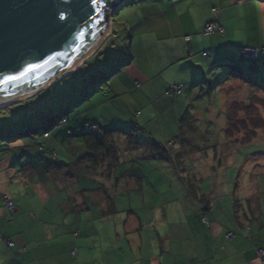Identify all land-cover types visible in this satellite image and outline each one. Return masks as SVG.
Wrapping results in <instances>:
<instances>
[{
  "label": "crops",
  "instance_id": "1",
  "mask_svg": "<svg viewBox=\"0 0 264 264\" xmlns=\"http://www.w3.org/2000/svg\"><path fill=\"white\" fill-rule=\"evenodd\" d=\"M131 3L124 0L122 7ZM135 3L141 10L149 6L159 12V8L166 7L165 15L156 21L160 29L155 25L143 31L140 37L144 42L136 47L142 52L152 45L163 47L166 54L157 63L149 64L142 57V64L134 65V55L126 53L120 60V69L115 60L105 67L103 59L116 44L109 42L113 34L111 22L102 43L71 75L78 84H89V90L90 85L99 82V89L93 95L89 92V111L104 104L109 111L115 110L116 120H107L102 108L99 115L89 113V125L94 129L85 131L103 133L115 129L113 136L118 146L126 143L123 138L130 140L128 128L140 126L148 132V123L157 119L161 138L152 133L148 144L155 140L167 148L165 143H169L174 153L182 149L190 131L180 125L187 102L181 97L183 91L174 94L169 92L170 87L194 81V85L203 82L212 87L206 68L211 72L224 66L234 75L246 74L239 60L250 61L251 69L259 64L264 67V57L249 60L241 54L243 47L264 45V0ZM144 16L149 18V25L155 23L152 15ZM212 22L220 24L223 31L204 33V26ZM129 48L133 51V40ZM111 65L113 73L106 77ZM197 71H203L200 78ZM244 82L229 74L222 84L242 83V88L248 89ZM77 132L69 129L66 133L73 147L71 137ZM134 133L138 138L143 132ZM5 135L0 137V264H264V254L258 253L264 250V198L258 197L260 187L264 188V172L262 185L251 176L253 179L245 184L248 189L237 193L239 185L231 191L226 180L222 182L216 176L214 180L210 175L189 176L186 168L184 177L191 178L197 188L195 194L187 189L172 161L157 158L166 161L174 176L178 174V191L165 196L159 204H147L142 178L126 173L107 177L99 169L91 170L85 159L87 149L77 156L75 147L60 141L52 131L19 137ZM79 181L85 183L84 187L79 186ZM211 181L215 183L204 185L203 190V183ZM4 197L13 203V213ZM127 197H135L141 204L129 202V206L118 209L117 202ZM203 216L208 222L202 220ZM229 231L234 233L230 239L226 237Z\"/></svg>",
  "mask_w": 264,
  "mask_h": 264
},
{
  "label": "rangeland",
  "instance_id": "2",
  "mask_svg": "<svg viewBox=\"0 0 264 264\" xmlns=\"http://www.w3.org/2000/svg\"><path fill=\"white\" fill-rule=\"evenodd\" d=\"M128 1L129 3L132 2L130 4L131 6L129 4L124 5L119 11H117V13L114 12L111 16V22L113 24V34L109 42H114L116 44L112 48V50L108 52L107 59H103V61H105V67L106 65L110 66V60H115L117 64V70L120 69V60L123 56H125L126 53L130 54V56L134 55V65H141L142 57L146 61H149V64L153 62L157 63L166 54V50L163 47H154L152 45L148 48H145L144 52L139 50L137 51L136 48L137 45L144 42L143 38L140 37L142 32L150 28L153 29L155 27L156 21H160V18L165 15L164 11H166V7H164V9L159 8V12L156 7L150 8L149 6L146 9L141 10L137 7V3H135L138 0ZM144 15H152V19H156L155 23L149 25V18H145ZM156 28L160 29V27H158L157 25ZM132 40L134 48L133 51L130 50V48L128 49L129 43ZM126 42L128 46L125 45ZM140 57L141 59H139ZM239 62L240 63L238 64L241 65L243 69H245V72L247 74L245 75V77L247 79L250 78L258 80L257 83L261 86L262 89L254 87L253 91H250V87L248 86V89L244 87L242 88V83L239 85L222 84L224 83L225 78L229 77V69L224 66L217 67L216 70L211 72L207 68L205 69L206 75L208 77L207 79H209V82L212 83V87L207 85L204 86L203 82L194 85V82H196L194 81L193 83L183 85L181 88V91H183L181 97L185 100V102L187 101L186 107L182 110L181 115L183 114L185 109H188L190 114V118L188 120L196 127L193 132L186 134L185 138H187V141L182 142L181 144V148L183 149V158L186 162V174L196 177L210 175L214 176V180L215 176L219 177L221 178L222 182L226 180L227 184L230 186L231 191L236 185H239L240 187L239 189H237V193H241V190L243 192L248 189L245 188V184L248 179H253L251 178V176H255L258 183L262 185L263 182L261 180V176L264 172V127L254 129V131L249 128L251 131L255 132V134L254 136H252L250 141L243 144L238 143L242 138V134L244 132L243 130L235 132L233 137H230L229 139L225 136L226 106L227 101L232 98V96L238 98V100H243L246 103L250 101V98L246 97V93L248 92H252V95L254 96L260 97L262 99L264 98L263 64L258 63L260 65L258 68L251 69L250 65L252 63L250 61L239 60ZM113 66L114 65H111V72L109 71L108 73H106V77L112 75L114 70ZM77 69L78 68L64 74L63 77H61L60 79H56V81H53L52 83L50 82L51 84L49 83L50 85H48L47 87H50L52 84L60 81L67 75L72 74ZM103 70L105 72L106 68H103ZM191 71L195 72L192 69ZM197 75L200 78L203 75V71H197ZM201 80L203 79H199V81ZM80 84L86 85V87H84V91L81 92L82 94L78 95L74 99H71L67 104H65L61 111L56 114L55 119H59L57 125L49 130L54 132V136H59L60 141L65 140L71 147L73 146L69 144L70 141L66 137V133L69 129L77 130L78 134L74 137H71V139L75 143V149H73V152L77 154V156L84 154L87 149L84 140L79 134L80 131H85V129L92 130L86 125H89V113L91 115H99L102 108H105L103 104L102 106L100 105L98 109L91 108L92 110L90 109L89 111V92L91 95H93L94 92L100 87L99 82H96V85H90V90L89 84H87L86 82ZM227 91L229 92L230 97L227 94ZM30 98L31 97H27L22 101L9 103L5 106L10 107ZM81 98H84V101L81 102ZM263 105L264 104H262L261 106H257L254 109L251 108V110L253 109V113H257V116L253 115L252 119L254 118L255 123L261 126L264 125ZM106 108L104 111L105 115L103 114V116H106L107 120L110 121L116 120V118L114 117L115 110L113 109L114 111L112 112L108 110L109 108ZM30 113L31 111L21 110L19 113L16 112L15 114L5 115L1 114L0 112V126L2 124L4 125L6 123L5 121H8L7 126H10L14 129H16L18 125H25V127H27L28 124H26L25 122H28V120H31L32 125H37L40 119L36 117V119L34 120L31 117H27L26 115ZM239 115L244 116L247 115V113L245 114L243 112H239ZM15 117H17L18 119ZM100 119L102 118L100 117ZM1 120L3 121L1 122ZM21 120H23L24 122H21ZM45 121H48V119H46ZM51 124V120L48 121L47 124H44V120H42V122L39 123L38 127L40 130H42L43 128L47 129L51 127ZM139 127L137 129L133 126L127 129L129 134L132 135L135 134L134 131L143 132L139 133L136 142L127 143L128 141L123 138L122 141L126 143L124 145H116L117 161L115 166L111 169V175H114L116 177L126 173L134 178H142L144 189L147 192V204L148 201L153 202V204H159L166 198L165 196L176 194V192L178 191V174H176V176H174L175 174H172L173 172L172 170H170L165 160H159L154 157L151 158L150 155H152V152H150V154L148 153V150L152 147L150 144H148V142L152 138L151 134L153 133V136L161 138V134H158V130L161 129L160 125L158 124V120L155 119L154 121H150L148 123V132L142 130L141 127L139 129ZM12 132L10 134H15ZM2 136L4 135H1L0 132V137ZM120 140L121 139H119V141ZM165 145H167V148L171 151L173 150L172 148H174L173 146H170L169 143H165ZM219 163H221V166H219ZM249 166L252 169L255 168V170L251 171V169L247 168ZM212 167L216 170L214 171ZM246 175L248 177H246ZM208 178L211 180L213 179L212 177ZM170 179H172V181ZM217 181H219L218 178ZM208 183L214 184L215 182L211 181L205 184L203 183V190H205L204 185H208ZM78 184L80 187H84L85 183L79 181ZM156 190L159 191V194H157ZM152 192H156V194L154 195L152 194ZM258 197L260 199L264 198V188L260 187V194L258 195ZM128 203L130 205L141 204V202L138 201L137 198L131 197L128 200L127 197L121 198L119 200V203L117 202L116 206L118 207V209H120L122 207L129 206Z\"/></svg>",
  "mask_w": 264,
  "mask_h": 264
},
{
  "label": "water",
  "instance_id": "3",
  "mask_svg": "<svg viewBox=\"0 0 264 264\" xmlns=\"http://www.w3.org/2000/svg\"><path fill=\"white\" fill-rule=\"evenodd\" d=\"M123 2L0 0V102L36 95L91 55Z\"/></svg>",
  "mask_w": 264,
  "mask_h": 264
},
{
  "label": "trees",
  "instance_id": "4",
  "mask_svg": "<svg viewBox=\"0 0 264 264\" xmlns=\"http://www.w3.org/2000/svg\"><path fill=\"white\" fill-rule=\"evenodd\" d=\"M237 73L234 75L232 70L229 71L231 77L236 76L245 81L244 83L250 87V91H253L254 87L262 89L256 81L250 78L247 79L245 77L246 74L243 72ZM73 77L74 75H67L60 81L52 84L46 89H43L26 101L12 105L10 107H0L1 114H15L16 112L19 113L21 110L31 111L30 114L26 115L27 117H31L34 120L36 117L40 119L37 125H32L31 120H28V122H25L28 124L27 127H25V125H18L16 129L7 126L8 121H5L6 123L0 126L1 135H4L1 138H4L6 136L5 134H10L12 131H14L12 133H15L12 134L13 137H19L28 136L39 131L47 133L50 129L54 128L59 121V119H55L56 114L61 111L68 101L74 99L78 95H81V92L84 91V86L78 84L79 82L76 83L77 81H74ZM227 94L229 95L228 91ZM246 97L250 98V101L247 103L232 96V98L227 101L226 106L225 136L229 139L230 137H233L235 132L243 130L244 132L242 134V138L238 142L241 144L250 141L252 136L255 134V132H253L254 129L264 127V125L261 126L256 124L254 118L252 119L253 115L257 116V113H253V109L264 104V98L262 99L260 97L254 96L252 95V92H248ZM80 101H84V98H81ZM251 108L253 109L251 110ZM239 112H243L245 114L247 113V115L241 116L239 115ZM189 115V110L187 109L180 118V125L182 128L186 127L190 132H193L196 127L194 124L189 122ZM46 119H48V121L51 120V127L40 130L38 127L39 123L44 120V124H47L48 121H45ZM2 121L3 120H1V122ZM21 122L24 121L21 120ZM249 128H251L253 131H251ZM114 130L115 129L105 130L103 133L84 131L80 134L87 147L85 157L88 162V167H90V169L93 171H96L97 169L101 170V174L107 177L111 176V169L115 166L117 161L116 140L113 136ZM182 134L183 133H181V135ZM128 135L130 140H128L127 143L136 142V136L132 134ZM177 138L181 140L180 135ZM150 145L152 146L150 149L153 156L155 158H162L172 161L174 168L186 182L187 189L196 194L197 188L192 183L191 178L184 177L186 167L185 160L183 158V149L172 153L170 149L165 148L161 143H158L155 140H152ZM110 206L108 208V212L111 213L113 212L112 204H110Z\"/></svg>",
  "mask_w": 264,
  "mask_h": 264
},
{
  "label": "built area",
  "instance_id": "5",
  "mask_svg": "<svg viewBox=\"0 0 264 264\" xmlns=\"http://www.w3.org/2000/svg\"><path fill=\"white\" fill-rule=\"evenodd\" d=\"M214 30H218L221 32L223 31L221 25L218 23H213V22L207 23L204 26V33H211ZM241 54L245 59L257 60L260 57H264V45L261 47H258V48H256V47H243V48H241ZM181 88H182L181 85H173L170 87L169 92L174 93V94H179L181 92ZM86 125L88 128H90L92 130L94 129V126H91L88 124H86ZM4 201L8 207L9 212L13 213L15 211L13 203L9 199H7L6 197H4ZM202 220L205 222H208L207 216H203ZM233 235H234V233L232 231H229L227 233L226 237L228 239H230ZM9 245H12V242H9ZM258 253L260 256H263V254H264L263 248L259 249Z\"/></svg>",
  "mask_w": 264,
  "mask_h": 264
},
{
  "label": "bare ground",
  "instance_id": "6",
  "mask_svg": "<svg viewBox=\"0 0 264 264\" xmlns=\"http://www.w3.org/2000/svg\"><path fill=\"white\" fill-rule=\"evenodd\" d=\"M86 57H87V56H86ZM86 57H84L83 59H81L80 62L77 63L74 67H72V68H70V69H67V70H64L61 74H59V75L56 76L55 78L51 79V80L49 81V83L52 82V81H54L55 79H58V78L64 76V74L69 73V72H71L72 70L76 69V68L80 65V63H81ZM49 83H47V85H49ZM27 97H29V95H16V96H14L13 98H11V99L8 100V101L0 102V107L5 106V105H8L9 103H13V102H17V101H22V100L26 99Z\"/></svg>",
  "mask_w": 264,
  "mask_h": 264
},
{
  "label": "snow or ice",
  "instance_id": "7",
  "mask_svg": "<svg viewBox=\"0 0 264 264\" xmlns=\"http://www.w3.org/2000/svg\"><path fill=\"white\" fill-rule=\"evenodd\" d=\"M224 55H228L227 53H224Z\"/></svg>",
  "mask_w": 264,
  "mask_h": 264
}]
</instances>
